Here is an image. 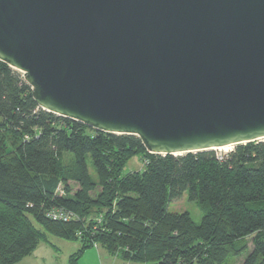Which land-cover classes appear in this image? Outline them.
<instances>
[{
	"label": "water",
	"instance_id": "obj_1",
	"mask_svg": "<svg viewBox=\"0 0 264 264\" xmlns=\"http://www.w3.org/2000/svg\"><path fill=\"white\" fill-rule=\"evenodd\" d=\"M38 105L151 153L264 138V0H0Z\"/></svg>",
	"mask_w": 264,
	"mask_h": 264
},
{
	"label": "trees",
	"instance_id": "obj_2",
	"mask_svg": "<svg viewBox=\"0 0 264 264\" xmlns=\"http://www.w3.org/2000/svg\"><path fill=\"white\" fill-rule=\"evenodd\" d=\"M135 155L144 169L123 175ZM185 192L204 211L200 223L168 209ZM60 207L75 217L46 216ZM48 235L81 242L69 264L99 245L137 263L223 264L247 253L242 264H264V141L222 158L215 150L151 153L137 135L41 108L21 73L0 60V264L21 262Z\"/></svg>",
	"mask_w": 264,
	"mask_h": 264
},
{
	"label": "rangeland",
	"instance_id": "obj_3",
	"mask_svg": "<svg viewBox=\"0 0 264 264\" xmlns=\"http://www.w3.org/2000/svg\"><path fill=\"white\" fill-rule=\"evenodd\" d=\"M264 141V138L259 140ZM235 148V145H232L230 151L215 149L217 154L225 155L231 152ZM72 158L70 154H66L65 163L70 166ZM88 168L91 176L96 179L97 174L93 164V161L90 156L87 158ZM145 162L141 155L133 156L126 164L123 169V175L128 174L132 171H139L144 169ZM61 188H59V193ZM168 209L171 212H181L189 211L193 220L196 223L202 221L204 211L195 201H190L188 198L187 192L183 193L180 198L170 200L168 202ZM49 240L52 244L56 245L54 247L51 243L41 242L39 247L33 252V254L25 257L21 262L17 264H69V256L76 252L80 246V241H70L69 243H63L53 235H48ZM252 237L248 238L249 250L252 248ZM109 251L104 248L102 245L93 246L88 248L81 258L79 259V264H117L115 257H109V259H104L105 253ZM107 254V253H106ZM247 253H244L241 256H229L223 264H242Z\"/></svg>",
	"mask_w": 264,
	"mask_h": 264
},
{
	"label": "built area",
	"instance_id": "obj_4",
	"mask_svg": "<svg viewBox=\"0 0 264 264\" xmlns=\"http://www.w3.org/2000/svg\"><path fill=\"white\" fill-rule=\"evenodd\" d=\"M19 72L21 73L22 78L25 80L24 73L22 71H19ZM218 156L220 158L223 157V155H219V154H218ZM59 194H63V190H61ZM46 216L53 219V220L64 221V222L71 221L75 217L73 212H71V211H69L63 207L53 208V209L47 210Z\"/></svg>",
	"mask_w": 264,
	"mask_h": 264
},
{
	"label": "crops",
	"instance_id": "obj_5",
	"mask_svg": "<svg viewBox=\"0 0 264 264\" xmlns=\"http://www.w3.org/2000/svg\"><path fill=\"white\" fill-rule=\"evenodd\" d=\"M59 239V241H62L63 243H69L70 241H67V240H63V239H61V238H58ZM51 243V242H50ZM40 245V244H39ZM56 246V245H55ZM39 247V246H38ZM37 247V248H38ZM57 249V248H56ZM107 253V254H106ZM104 255H105V257H104V259H109V257H115L114 259H116L115 261H116V263L117 264H156V263H154V262H147V263H137V262H132V261H128V260H126V259H124V258H122V256L120 255V254H111V253H108V252H106Z\"/></svg>",
	"mask_w": 264,
	"mask_h": 264
},
{
	"label": "bare ground",
	"instance_id": "obj_6",
	"mask_svg": "<svg viewBox=\"0 0 264 264\" xmlns=\"http://www.w3.org/2000/svg\"><path fill=\"white\" fill-rule=\"evenodd\" d=\"M231 147H232V145H227V146H223V147H218L216 149L225 150V151L229 150L230 151Z\"/></svg>",
	"mask_w": 264,
	"mask_h": 264
}]
</instances>
